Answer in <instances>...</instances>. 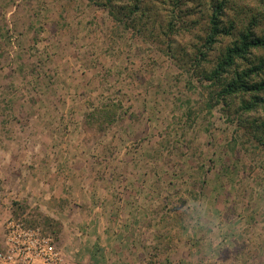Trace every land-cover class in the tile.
Wrapping results in <instances>:
<instances>
[{
	"label": "rangeland",
	"instance_id": "374dc122",
	"mask_svg": "<svg viewBox=\"0 0 264 264\" xmlns=\"http://www.w3.org/2000/svg\"><path fill=\"white\" fill-rule=\"evenodd\" d=\"M247 28L264 0H0V250L14 221L64 264H264V91L205 78Z\"/></svg>",
	"mask_w": 264,
	"mask_h": 264
},
{
	"label": "trees",
	"instance_id": "16d2710c",
	"mask_svg": "<svg viewBox=\"0 0 264 264\" xmlns=\"http://www.w3.org/2000/svg\"><path fill=\"white\" fill-rule=\"evenodd\" d=\"M224 5L223 1L213 4L211 29L204 42L207 51L218 42L221 33H230V30L219 25V14ZM252 48H264V35H256L247 28L240 32L238 40L227 46L216 66L205 74V78L222 85L221 93L219 92L221 96L251 94L255 101L252 100L250 105L246 104V107H254L258 101L263 100L259 94L264 91V78L256 79L264 70V59L259 60L258 63L252 62L250 66L240 70L238 60L247 59ZM199 53L201 56L206 54L203 49L199 50ZM230 72L233 76L229 79L225 74Z\"/></svg>",
	"mask_w": 264,
	"mask_h": 264
},
{
	"label": "built area",
	"instance_id": "2783aa9c",
	"mask_svg": "<svg viewBox=\"0 0 264 264\" xmlns=\"http://www.w3.org/2000/svg\"><path fill=\"white\" fill-rule=\"evenodd\" d=\"M5 245L0 250V264H64L47 239H38L14 221L8 226Z\"/></svg>",
	"mask_w": 264,
	"mask_h": 264
},
{
	"label": "clouds",
	"instance_id": "9594fccd",
	"mask_svg": "<svg viewBox=\"0 0 264 264\" xmlns=\"http://www.w3.org/2000/svg\"><path fill=\"white\" fill-rule=\"evenodd\" d=\"M186 215L193 230H203L204 244L210 256L214 257L216 250L227 243V227L218 217L210 215L206 205L198 202L190 203Z\"/></svg>",
	"mask_w": 264,
	"mask_h": 264
}]
</instances>
